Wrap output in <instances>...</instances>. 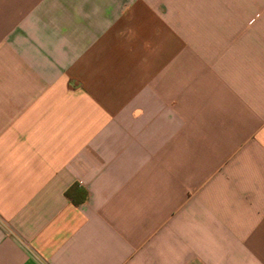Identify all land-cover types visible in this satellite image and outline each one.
Segmentation results:
<instances>
[{"label": "crops", "instance_id": "0c3cea01", "mask_svg": "<svg viewBox=\"0 0 264 264\" xmlns=\"http://www.w3.org/2000/svg\"><path fill=\"white\" fill-rule=\"evenodd\" d=\"M0 264H264V0H0Z\"/></svg>", "mask_w": 264, "mask_h": 264}]
</instances>
